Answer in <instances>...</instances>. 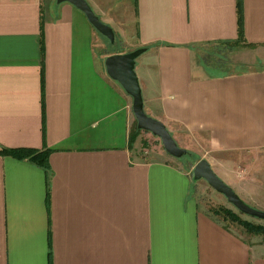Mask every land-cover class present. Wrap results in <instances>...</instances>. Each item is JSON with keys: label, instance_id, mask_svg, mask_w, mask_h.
Segmentation results:
<instances>
[{"label": "crops", "instance_id": "crops-1", "mask_svg": "<svg viewBox=\"0 0 264 264\" xmlns=\"http://www.w3.org/2000/svg\"><path fill=\"white\" fill-rule=\"evenodd\" d=\"M86 1L118 54L146 49L145 113L264 209V67L212 75L192 56L241 38L264 50V0ZM96 34L69 3L0 0V264H264V238L211 214L173 157L130 142L132 99ZM17 149L47 152V171L2 154Z\"/></svg>", "mask_w": 264, "mask_h": 264}, {"label": "rangeland", "instance_id": "rangeland-1", "mask_svg": "<svg viewBox=\"0 0 264 264\" xmlns=\"http://www.w3.org/2000/svg\"><path fill=\"white\" fill-rule=\"evenodd\" d=\"M117 4L118 2L114 1L111 6H116ZM100 35L96 34V46L98 49L103 50L105 55L117 53L123 50V44L119 40L118 35L115 34V42L113 44L110 43V41L104 36L101 35V37ZM263 52L264 50L260 47H252L248 44H243L242 42L228 46L203 44L197 45L193 49L192 56L194 65H196V67L199 66L200 68H202V70H208L209 73H211L212 75H227L232 73L244 72V70L255 71L263 68ZM257 59L259 62H257ZM234 62L237 64L234 65ZM238 63L242 64L240 65ZM204 64L206 66H204ZM220 64H222L221 67L219 66ZM193 138H190L187 141H182V138H180L179 143L176 142L179 147L183 148L184 150H187L188 154L179 159L170 158L171 161L175 165L190 171L189 174L192 179V185H194V187L197 189L202 205H206L208 209L209 206L210 208H217L219 206H222L231 209L236 213H239V211L233 205H231L223 195L217 193L214 189H211V187L208 186V183L205 180H194L192 174L193 168L198 161L202 160L201 156L203 155V149H201L202 147H199L198 145H195L191 142V139ZM136 141L137 150L141 151V154L146 152L144 153V156H149V154H151L154 156L153 158L158 159V157H155L156 155H159L160 153L164 155L165 151L162 147L160 139L153 136L151 133L140 130V134L136 138ZM251 164V169L256 168V164H253L252 162ZM251 172H253V176H251V179L254 181L257 180L258 184L260 177H258L259 175L257 173H259V170L257 169L256 171L255 169H253ZM242 175L244 176V173L236 174L238 178L243 177ZM231 189L237 195L235 189ZM243 202L245 203V201ZM245 204H247L251 208L264 212V209H259L257 205L250 203V201L246 202ZM240 217L252 223L264 226L263 220L244 215L243 213L240 214ZM232 226L236 229H239L236 225ZM247 235L248 237H250L251 234L247 233Z\"/></svg>", "mask_w": 264, "mask_h": 264}, {"label": "water", "instance_id": "water-1", "mask_svg": "<svg viewBox=\"0 0 264 264\" xmlns=\"http://www.w3.org/2000/svg\"><path fill=\"white\" fill-rule=\"evenodd\" d=\"M58 4L69 3L81 11L86 20L97 31L110 41L115 42L113 29L103 23L94 13L86 0H56ZM146 51L145 48H139L123 54H112L105 58L104 67L108 77L117 82L124 92L132 99V113L139 130L147 131L160 139L164 151L173 158H181L188 154L187 150L179 147L166 126L159 120L152 119L144 111L143 98L138 77L135 72V63L137 57ZM194 180L203 179L208 183L211 189L223 195L226 200L233 205L239 212L250 217L264 221V212L256 210L245 204L234 192L226 185L211 169L205 159L195 164L193 168Z\"/></svg>", "mask_w": 264, "mask_h": 264}, {"label": "trees", "instance_id": "trees-1", "mask_svg": "<svg viewBox=\"0 0 264 264\" xmlns=\"http://www.w3.org/2000/svg\"><path fill=\"white\" fill-rule=\"evenodd\" d=\"M242 33H241V27L239 29V37L241 38ZM242 38L234 41V42H222V43H206V45H224V46H228V45H233V44H237L239 42H242ZM243 44H245L243 42ZM196 46H194L192 48H195ZM113 54H117V53H113ZM112 55V54H110ZM204 66H206L204 64ZM220 67L222 66V64L219 65ZM135 126V127H134ZM140 134V130L137 128V123L136 120L134 122L133 125V130L130 133V142L133 143L136 138L138 137V135ZM2 154L7 155H11L16 159H21V160H29L32 163H34L36 166L44 169V171H47L48 168V160H47V152H39V151H35V150H31V149H17V150H3ZM209 212L211 214H213L214 216L218 217L219 219H221L223 222H225L227 225L233 227L232 225H236L237 228H239L241 231H244L246 233H249L251 235H255V236H261L262 238H264V226L260 225V224H255L252 223L250 221H247L245 219H242L240 217L239 213L234 212L231 209H228L226 207H222L219 206L217 208H210L209 206Z\"/></svg>", "mask_w": 264, "mask_h": 264}]
</instances>
